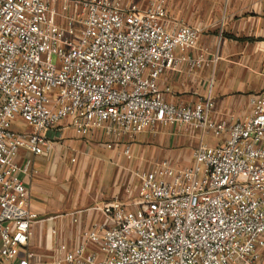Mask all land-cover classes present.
<instances>
[{
    "label": "built area",
    "instance_id": "2783aa9c",
    "mask_svg": "<svg viewBox=\"0 0 264 264\" xmlns=\"http://www.w3.org/2000/svg\"><path fill=\"white\" fill-rule=\"evenodd\" d=\"M170 22L165 0L142 12L121 0H0V264H264V95L230 123L212 117L211 96L167 100L166 70L206 64L177 55L199 32ZM64 120L81 137L100 131L109 149L123 145L128 160L135 138L159 126L216 142H200L188 165L165 158L138 172L136 198L105 205L75 239L51 227L38 241L21 178L32 160L16 158L49 152L46 134Z\"/></svg>",
    "mask_w": 264,
    "mask_h": 264
},
{
    "label": "crops",
    "instance_id": "0c3cea01",
    "mask_svg": "<svg viewBox=\"0 0 264 264\" xmlns=\"http://www.w3.org/2000/svg\"><path fill=\"white\" fill-rule=\"evenodd\" d=\"M121 1L142 12L157 0ZM165 5L170 26L187 24L199 32L196 48H179L177 55L202 56L206 63L194 70L185 63L166 70L158 80L165 98L177 105H193L211 96L215 120L230 123L244 118L251 110L249 98L264 95V0H165ZM22 131L34 132V128L25 125ZM46 135L52 142L49 152L34 155L21 149L16 158L20 166L32 160L30 172L21 178L40 219L38 241L51 227L75 239L81 228L100 218L105 205L136 198L138 172L162 158L188 165L194 148L213 137L187 126H159L132 142L128 160L123 145L107 148L100 131L81 137L69 120ZM76 214L81 216L78 225L72 222Z\"/></svg>",
    "mask_w": 264,
    "mask_h": 264
},
{
    "label": "rangeland",
    "instance_id": "374dc122",
    "mask_svg": "<svg viewBox=\"0 0 264 264\" xmlns=\"http://www.w3.org/2000/svg\"><path fill=\"white\" fill-rule=\"evenodd\" d=\"M55 60H56V58H54L53 59V61L55 62ZM15 127V129H20V130H22V126H20V125H16V126H14ZM140 135H138L136 138H135V142L137 141V139H138V137H139ZM212 139H213V137H212ZM212 139L211 138H208V139H206V141L204 142V143H206V144H208V145H211L213 142H212ZM163 159V158H162ZM162 159H159V160H157V161H155L154 163H157V162H159L160 160H162ZM149 166V165H148ZM36 238H37V236H36Z\"/></svg>",
    "mask_w": 264,
    "mask_h": 264
}]
</instances>
